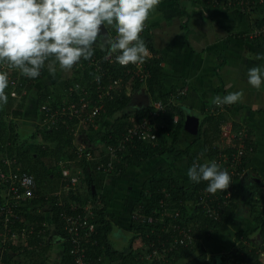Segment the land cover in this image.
<instances>
[{"label":"trees","instance_id":"1","mask_svg":"<svg viewBox=\"0 0 264 264\" xmlns=\"http://www.w3.org/2000/svg\"><path fill=\"white\" fill-rule=\"evenodd\" d=\"M48 1L55 8L57 19L54 20L48 15L39 20L29 21L31 17L34 18V12H30L23 22V34L29 36V42L16 46L14 42L9 41L8 36L0 35V170L9 168V165L4 162V158L9 157L12 160L15 159V162L11 164L14 170L19 166L21 167L19 172L29 171L34 174L36 180L35 191L32 196L24 200H15L13 197L10 199L13 210L18 213L17 217L12 215L6 221L5 215L0 212V256L4 264H10V259L14 258L12 253L25 249L24 251L26 254L28 253L31 260L41 259L39 248L36 247H39L45 238L41 232V229L46 227L44 221L48 217L44 210H51L52 221L60 230V235L65 237V251L60 264H70L72 261L71 243L66 239L61 211H79L87 198L94 197L100 198L102 204L96 207L94 221L97 224V229L86 241L89 256L92 259L102 256L104 264L107 260H110V264L115 261L117 264H154V261L141 256L142 246L140 244L131 246L125 251L114 248L109 241L108 235L112 229V220L107 211L108 202L106 196L99 193L96 183L97 175L100 172L97 165L107 163L108 157L107 155L100 157L96 153L100 149L98 144H103L101 150L104 152L107 144L115 143L129 125L140 120L143 115L149 114L150 109L153 108L147 105L132 107L131 109L130 104H132L134 90L145 86L154 99L167 101L172 97V94L164 92L162 87V69L159 63L160 57L157 55L158 50L150 48L151 52L144 55L151 70L147 82L145 84L141 82L125 83L117 89L119 93L112 91L113 94L111 95L113 96L106 95L103 100V107L100 114L95 118V122L86 124L80 131L84 137L82 138L88 145L87 147L96 154V158L89 160L77 155L76 131L73 129L74 122H69V118L60 119L53 125H39L33 131H20V123L17 119L33 114L36 110L40 113V108L44 104H51L55 107L64 100L69 101L71 98L69 86L71 84L76 82H81L84 85L90 84L92 78L98 73L96 72V65L91 62L92 56L106 53L115 41L121 39L120 34L117 31L114 32L113 29L104 43L95 44L88 40L84 41L87 44L75 58L70 71L67 61L69 58L74 60V55L73 52L72 54L69 53V48L75 39V30L82 15L83 7L85 5L94 6V9L100 14L104 11L108 0H97V3L87 0L82 5L76 4V0ZM203 1L210 5L224 3V0ZM67 4H71L73 7H67ZM252 10L261 11V15L255 18V24L264 22V3L252 8ZM65 14L66 16L73 14L72 22L68 25V31L62 36L50 34L52 28L64 21L63 15ZM83 24L77 28L78 34ZM247 36L250 38V35L247 34ZM251 37L260 38L264 35ZM148 44H139V47H147ZM133 49L136 48L133 47ZM3 63H6V68ZM104 65L108 69L109 64L104 63ZM123 67L120 64L112 65L109 70L111 74L101 76L102 80L109 82L113 76H120L123 74ZM10 68L15 74L20 71L22 80L20 79L16 88L20 94H22V88L27 89L26 93L21 96H13L14 86L4 83V77L8 73L7 69ZM76 94L77 92L73 93V95ZM93 94L97 96L96 90ZM179 98L177 97V99ZM179 111L181 117L173 126L168 124L165 127H159L155 129L154 137L136 139L135 142L130 143L121 151L120 159L116 161L115 168L124 173L132 165H141L152 156H163L172 162L186 157L191 181L183 182L173 165L167 167L160 165L144 181L141 198L134 205V209L132 207V210L138 209L139 206L141 207L138 210L146 211L156 208L159 205V199L165 196L162 191L163 188H167L166 190L170 191L169 195L165 197L167 205L170 209L180 208L182 219L187 220L194 227V233L198 235L195 246H180L171 251L168 256V264H194V262L200 261L202 264H217L215 257L207 259L210 250H208L206 243L212 240L219 231L226 228L228 221L237 210H245L242 208V202H245L253 220L258 224L260 237L254 239L250 237L248 231L239 230L236 233V243L229 251V255L223 259L222 264H261L264 258L261 252L264 251V189L261 188V185L264 186V182L252 179L251 176L235 178L230 181L231 195L223 196L221 199L222 194L227 191V187L224 186L231 179V175L224 170L223 166L213 162L218 158L219 153L230 155L237 150L238 145L243 140L239 135L242 129L246 127L248 130L242 158V165L243 167L246 166L247 161L257 151V142L252 128L246 123L235 121L232 133H236V135L228 136L226 144L221 146L219 144L223 141L221 126L227 121L226 113L208 114L201 121L198 135L192 137L194 142L198 139L202 140L209 155V161L194 152L192 144L185 149H179L176 141L181 133H188L184 126V112L179 110L175 103L167 109L170 118ZM10 115L16 119L10 120ZM38 137L41 138L40 141H36ZM29 142H33V146H27ZM65 156L67 158H63ZM63 159L73 160L78 164L77 168L68 160L62 165L61 160ZM197 161L200 164L196 165ZM63 167H71L73 173H78L80 182L83 183L82 188L79 182L74 187L71 186L69 192H57L66 181H70L72 176L71 174L65 180L62 173ZM247 173L250 174V172ZM249 180H252L255 186L249 185ZM7 186L0 179V191ZM207 188L218 195L220 194L219 200L221 202L224 199L227 201L218 218H211L202 212L203 203L199 202L198 199L202 191ZM243 193H245L244 198ZM2 197L0 193L1 201L4 199ZM210 202L213 203L214 201L211 200ZM133 226L138 232L136 234L141 235L142 240L147 242V233L150 230L148 224L133 219ZM140 230L141 234L139 233ZM13 232H18V235L11 237ZM26 234H28L27 237ZM4 235H6L5 238ZM24 238L28 244H24ZM33 243L38 246H32L33 248L29 249ZM42 248L46 250L48 247L42 246ZM29 250L30 252H28ZM44 259L45 257H43Z\"/></svg>","mask_w":264,"mask_h":264},{"label":"crops","instance_id":"2","mask_svg":"<svg viewBox=\"0 0 264 264\" xmlns=\"http://www.w3.org/2000/svg\"><path fill=\"white\" fill-rule=\"evenodd\" d=\"M89 1L97 3V0ZM108 1L104 11L100 13L108 31L97 34L98 39L96 38L92 43L96 41H98L96 44L104 43L114 29V32L117 31L120 38H125L126 42L127 40L130 42L131 35L132 42L137 46L134 49L135 53L145 55V53L151 52L152 48L158 50L164 92L172 94L173 104L175 103L179 110H183L184 126L187 118L190 117L199 123L197 133L193 135L187 132L181 133L176 141L179 149H185L192 144L194 152L203 156L205 160H209L202 140L198 139L194 142L192 136L198 135L201 121L208 114L226 113L227 121L221 126L222 136L223 128L232 132L234 122L238 121L246 123L252 128L257 142V151L244 166L243 175L233 174L229 167L220 164L231 175L228 184L226 183L227 189L232 192L230 181L242 176H249L247 172L253 176L252 179L257 176L259 179L255 180L264 182V37H251L255 18L261 15V11L241 10L237 6H227L224 3L210 5L203 0ZM94 8L91 5L83 7L85 15H81L78 27L93 12ZM144 25L147 26L144 34L132 35L138 26L145 28ZM247 34L250 35V38ZM79 40L78 37V43L73 50L74 60L68 59L70 71L75 58L87 44L81 42L79 45ZM147 43H149L147 47H139V44ZM106 64H109L108 70L112 65H115L112 62ZM142 88H145V92L149 96L147 104L149 105L154 98L145 86L134 90L132 96L140 94ZM181 91L183 92L180 93ZM177 97L180 98L177 99ZM173 104L167 107H171ZM167 109L160 119L165 123V126L168 124L173 126L181 117L180 111L170 118ZM35 112V114H28V116L17 119L20 123V131H33L37 126L45 123L41 114H38V110ZM12 118L16 119L10 115L9 119ZM225 135L226 137H223V141L219 143L221 146L227 142L229 134L225 132ZM82 137V133H77L76 141H84L85 139ZM167 160L163 156H152L141 165H132L124 173L116 169L114 172L100 171L97 175L98 191L106 196L108 202L107 211L112 220V229L108 237L114 248L126 251L131 246H138L143 241L142 236L136 234L138 232L133 226V219H136L132 217V207L134 209V205L141 198L144 181L160 165H166L165 162H169ZM174 162L179 166L178 169L174 168L183 182H190L191 173L188 171L187 158L183 157ZM64 163L61 164L64 165ZM198 164L200 163L197 161L196 165ZM71 171H73L72 168ZM249 177L245 178L250 179ZM63 178L66 180L65 177ZM251 182L253 181L249 180V183ZM80 186L82 188L83 183H80ZM166 189L162 190L164 194L165 191H168ZM247 190L249 189L247 188ZM0 193L2 196L4 191L2 190ZM244 197L245 193H243ZM242 208L245 210H237L228 221L226 228L219 231L212 240L206 243L210 250L207 257L209 259L215 257L217 264H222L223 259L229 255V251L236 243V233L239 230L248 231L250 237L254 239L260 237L258 224L253 220L245 202H242ZM44 211L48 216L44 221L46 227L41 229L45 238L39 247H36L39 248L41 257L39 260L42 261L31 260L24 249L20 252L11 251L14 258L10 259V264L61 263L65 251V238L60 235V230L51 219L52 211ZM203 214L206 215L205 212ZM27 236L28 234H26ZM116 236L123 238L124 241L115 242ZM25 241L24 238V244H28V241ZM122 243L125 244L120 245ZM32 246L38 245L33 243L29 249H32ZM42 246L48 248L43 250ZM43 257H45L44 260ZM109 261L107 260L105 264H110ZM0 263L4 264L2 257ZM111 264H117V261L111 262Z\"/></svg>","mask_w":264,"mask_h":264},{"label":"built area","instance_id":"3","mask_svg":"<svg viewBox=\"0 0 264 264\" xmlns=\"http://www.w3.org/2000/svg\"><path fill=\"white\" fill-rule=\"evenodd\" d=\"M76 4H83L87 0H76ZM216 1V0H214ZM224 4L227 6H237L241 10H252V8L263 4L264 0H224ZM67 7L72 8L73 5L67 4ZM30 12H34V18L31 20H39L48 15L56 20L55 8L48 0H0V35L8 36L9 41L14 42L16 46L26 44L29 42V36L23 34V22ZM72 16L63 15V22L56 25L51 29L50 34L55 36H62L68 31V25L72 22ZM136 28L132 35H142L147 29ZM264 35V22L256 24L251 36ZM7 38V37H6ZM130 42L125 38H121L114 42L109 50L104 54H94L91 58V62L96 65V72H98L91 80L90 84L84 85L81 82H76L69 86L70 100H64L57 106L51 104H44L40 108L41 117L44 124L53 125L60 121V119L69 118V122H74L73 129L76 134L83 130L86 124L95 122V118L100 114V110L103 107V100L106 95L113 96L112 91H116L121 88L125 83L134 84L141 82L145 84L151 75L149 62L142 53H135L133 47H137L130 35ZM38 55V54H36ZM112 62V64H122L124 67L123 74L120 76H113L109 82H104L101 76L111 72L106 68L104 63ZM105 63V64H106ZM6 68V63H3ZM8 73L4 77V83H9L14 86L12 91L13 96H21L26 93L27 89L22 88V94L16 88L20 83L21 74L17 71V74L12 68L7 69ZM14 73V74H13ZM22 80V79H21ZM1 81V79H0ZM97 96L95 93V90ZM77 92L76 95H73ZM181 91L180 93H182ZM173 97L165 101L163 99H153L149 105L153 108L150 109L149 114H145L140 120L134 121L124 131L120 139H117L115 143L107 144L105 151L101 150L103 144H99L100 149L96 153L98 156L107 155V163H100L97 165L100 171L113 172L116 170V161L120 159V152L123 151L130 143L135 142L139 138H152L155 136V129L161 126H165L162 121L161 115L166 111L167 106L173 104ZM247 128L242 129L239 137L243 139L237 147V150L233 153L223 154L220 153L218 158L214 162L224 164L225 167H229L233 174L243 175L245 168L243 167L242 158L245 151V137L247 136ZM236 135V133H232ZM85 142L77 144L76 153L79 157H86V159L96 158V154L93 153ZM4 162L9 165V168L0 170V179L8 186L3 188L4 198L0 200V212L5 215V220L8 221L10 216H18V213L13 210V205L10 199L13 197L15 200H24L34 194L36 180L33 173L29 171H21L20 168L14 170L11 164L15 162V159L9 157L4 158ZM64 176L70 174L68 167H63ZM78 176H71L70 181H67L65 187L69 188L70 184H76ZM226 187V186H224ZM223 187V188H224ZM169 191H165V196L159 199L158 206L149 211L146 210H133L132 217L136 220L143 221L150 227L147 233V242L142 241L140 252L142 257H146L149 260L154 261V264H168L169 253L175 248L180 246H195L197 237L194 233V227L188 223L187 220L182 219V212L180 208L170 209L165 200L166 195H169ZM231 192L227 189L222 196L209 190L204 189L199 196L198 201L203 203V212L211 218H218L221 213V209L227 203L226 199L221 202L223 196L228 197ZM214 202L211 203L210 201ZM62 202V200H60ZM102 204L100 198L89 197L84 203H82V209L75 212L61 211V219L63 222V228L66 232V239L70 241V253L72 261L70 264H104L102 256H98L96 259H92L87 252V240L96 231L97 224L94 221L96 215V207ZM76 206V205H75ZM8 225L7 223L5 224ZM141 233V231H140ZM18 232H13L11 237L17 236ZM6 235H4V238ZM65 238V237H64ZM96 242V240H93ZM144 244V245H143ZM262 256L264 257V251L262 250ZM208 256V255H207ZM209 259V257H207ZM1 259V256H0ZM2 261V260H1ZM3 264V263H0ZM194 264H202V262H194ZM264 264V258L263 262Z\"/></svg>","mask_w":264,"mask_h":264},{"label":"water","instance_id":"4","mask_svg":"<svg viewBox=\"0 0 264 264\" xmlns=\"http://www.w3.org/2000/svg\"><path fill=\"white\" fill-rule=\"evenodd\" d=\"M83 23H82L83 24L82 26L85 27V35L87 37L86 40L91 41L90 43L96 40V38L98 37L97 34L101 32L107 33L108 31L105 25V22H104V18L97 12L96 9H94L93 12L88 17H86ZM79 35H80V32H79ZM97 42L98 41L93 42V43L96 44ZM141 90H142L141 93L140 94L138 93L134 97L132 96V100H131V102L134 105H137V107L147 105L149 102V96L147 92H145L146 91L145 88H142ZM185 126L187 130H189L192 134H195L198 131L199 123L196 122L194 119H191L190 117V118H187L185 122ZM256 178L259 179L257 176Z\"/></svg>","mask_w":264,"mask_h":264},{"label":"rangeland","instance_id":"5","mask_svg":"<svg viewBox=\"0 0 264 264\" xmlns=\"http://www.w3.org/2000/svg\"><path fill=\"white\" fill-rule=\"evenodd\" d=\"M82 15H85V13H84V11H82ZM256 25V24H255ZM78 26L76 27V30H75V36H74V40H73V42H72V44L70 45V48H69V53L70 54H72V52H73V50H74V48H75V46H76V44L78 43ZM80 35H79V45H80V43L82 42H84V41H86V39H87V37H86V35H85V27H83V26H81V28H80ZM67 64H68V66H70V62L69 61H67ZM131 105V109H132V107H137V105H133V104H130ZM140 107V106H139ZM38 114H41V112L40 113H38ZM28 124H30V123H28ZM42 125H44L43 123H42ZM187 129V128H186ZM188 131V133L189 134H192L189 130H187ZM225 132L227 133V134H229V136L232 134V132H228V130L226 129V128H223V137L225 138L226 137V135H225ZM228 136V135H227ZM41 140V138L40 137H38L37 139H36V141H40ZM227 140H228V138H227ZM34 142V141H33ZM33 142H29L28 144H27V146H33ZM77 142V144L78 143H83V142H85V141H82V140H80V141H76ZM90 142V141H89ZM63 158H67V156H65V157H63ZM68 159H63L62 161H61V163H63V162H65V161H67ZM69 162H72L73 164H74V166L77 168V166H78V164H76L75 162H73V160H68ZM167 161H169V162H165V163H167L166 165H164V166H170V164H168V163H171L175 168H177L178 169V164H176L175 162H172V161H170V160H167ZM180 169V168H179ZM114 172V171H113ZM64 185V184H63ZM250 185L251 186H255V184L253 183V182H251L250 183ZM261 188L262 189H264V186L263 185H261ZM66 190H65V188H64V186H62V187H60L59 188V190L57 191V192H59V193H62V192H65ZM113 237V236H112ZM114 241L115 242H122V241H124L123 240V238H120V237H118V236H116L115 238H114ZM141 243H142V241H141ZM140 243V244H141ZM125 243H122V244H120V245H124ZM144 245V244H143ZM145 247L143 246L141 249H144Z\"/></svg>","mask_w":264,"mask_h":264},{"label":"clouds","instance_id":"6","mask_svg":"<svg viewBox=\"0 0 264 264\" xmlns=\"http://www.w3.org/2000/svg\"><path fill=\"white\" fill-rule=\"evenodd\" d=\"M133 104V103H132ZM134 105V104H133ZM82 131V130H81ZM78 133H80V131L78 132ZM86 143V142H85ZM90 143V142H89ZM87 144V143H86ZM99 145V144H98ZM69 169H70V174L68 175V176H70L71 174H72V176H78V181L76 182V184H78L79 182H80V177H79V175H78V173H73V171H71V168L70 167H68ZM62 173H63V170H62ZM63 176H64V174H63ZM68 176H64L65 178L66 177H68ZM249 176H251L250 174H249ZM251 177H253V176H251ZM71 178V177H70ZM256 179V178H255ZM81 183V182H80ZM65 184H67V183H65ZM65 184L63 185L64 186V188H65V190L67 191V192H69L70 191V188H71V186L72 187H74L76 184H70V187L69 188H67V187H65Z\"/></svg>","mask_w":264,"mask_h":264},{"label":"flooded vegetation","instance_id":"7","mask_svg":"<svg viewBox=\"0 0 264 264\" xmlns=\"http://www.w3.org/2000/svg\"><path fill=\"white\" fill-rule=\"evenodd\" d=\"M253 178V177H252Z\"/></svg>","mask_w":264,"mask_h":264}]
</instances>
